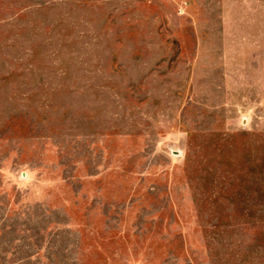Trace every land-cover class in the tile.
Instances as JSON below:
<instances>
[{"label":"rangeland","instance_id":"obj_1","mask_svg":"<svg viewBox=\"0 0 264 264\" xmlns=\"http://www.w3.org/2000/svg\"><path fill=\"white\" fill-rule=\"evenodd\" d=\"M0 264H264V0H0Z\"/></svg>","mask_w":264,"mask_h":264}]
</instances>
